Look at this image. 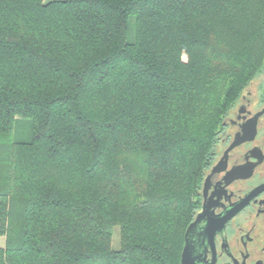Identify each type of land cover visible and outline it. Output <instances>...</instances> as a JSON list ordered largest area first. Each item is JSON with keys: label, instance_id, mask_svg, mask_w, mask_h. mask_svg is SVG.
<instances>
[{"label": "trees", "instance_id": "1", "mask_svg": "<svg viewBox=\"0 0 264 264\" xmlns=\"http://www.w3.org/2000/svg\"><path fill=\"white\" fill-rule=\"evenodd\" d=\"M263 67L264 0H0V264H180Z\"/></svg>", "mask_w": 264, "mask_h": 264}, {"label": "flooded vegetation", "instance_id": "2", "mask_svg": "<svg viewBox=\"0 0 264 264\" xmlns=\"http://www.w3.org/2000/svg\"><path fill=\"white\" fill-rule=\"evenodd\" d=\"M195 202V264H264V67L225 116Z\"/></svg>", "mask_w": 264, "mask_h": 264}, {"label": "rangeland", "instance_id": "3", "mask_svg": "<svg viewBox=\"0 0 264 264\" xmlns=\"http://www.w3.org/2000/svg\"><path fill=\"white\" fill-rule=\"evenodd\" d=\"M134 38H135L134 18H133V16H130L129 17V21H128L127 33H126V40H127V42H133ZM253 79L251 81H253ZM252 83H251V85H252ZM251 85L249 87H252ZM28 122H29L28 119L22 120V122L19 123V126H17V128H14V130H16L15 139H19L18 135L21 138V136H24L29 131V123L30 122L29 123ZM118 238H119V236H118V228L115 227L112 230V236H111V240H112L111 244H112V248H114V249L118 248V244H119V239ZM3 244H4V236H0V247H2Z\"/></svg>", "mask_w": 264, "mask_h": 264}, {"label": "water", "instance_id": "4", "mask_svg": "<svg viewBox=\"0 0 264 264\" xmlns=\"http://www.w3.org/2000/svg\"><path fill=\"white\" fill-rule=\"evenodd\" d=\"M238 142H234L231 146H234ZM200 216H198L193 222L189 223L184 233V244L180 255V264H195L192 257V243L191 235L194 227L199 222Z\"/></svg>", "mask_w": 264, "mask_h": 264}]
</instances>
